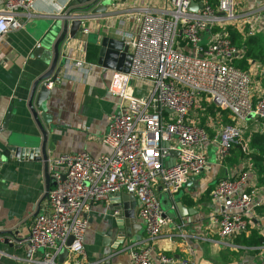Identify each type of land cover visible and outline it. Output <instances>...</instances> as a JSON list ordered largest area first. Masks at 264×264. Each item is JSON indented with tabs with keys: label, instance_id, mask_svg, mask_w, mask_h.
Instances as JSON below:
<instances>
[{
	"label": "built area",
	"instance_id": "built-area-1",
	"mask_svg": "<svg viewBox=\"0 0 264 264\" xmlns=\"http://www.w3.org/2000/svg\"><path fill=\"white\" fill-rule=\"evenodd\" d=\"M36 1L0 0V38L18 29L23 17L34 15ZM192 1L201 7L190 10ZM169 2L172 8L168 6L160 14L142 8L136 34L117 31L132 56L128 71H115L107 89L119 98L101 139L110 151L96 156L78 151L48 159L55 180L47 194L49 212L32 216L26 239L29 255L18 264H58L62 247L68 249L62 264H80L92 204L119 192L135 196L137 217L154 240L170 221L161 208L159 188L172 197L191 176L208 169L207 143L215 144L221 164L236 143L249 153L246 133L264 134V90H253L255 83L264 80V62L248 59L247 69L234 65L242 50L232 43L227 30V26L235 27L244 38L259 33L260 25L264 27V0L246 11L236 0ZM69 11L58 16L82 18L79 12ZM81 22L82 31L88 33L84 20ZM91 65L68 55L66 71L70 66L86 75ZM133 79L147 84L144 95L131 93ZM42 82L47 88L54 85L50 77ZM201 99L227 111L231 122L223 124L220 114L208 115L205 124L214 132L210 135L195 112ZM170 150H177L178 155L167 166ZM2 166L0 156V170ZM250 177L255 175L247 158L241 169L219 178L210 191L216 206V233L223 240L247 232L256 219V227L264 235V213L256 215V208L264 206V192L250 188ZM70 236L72 242L66 246ZM128 252L132 264H153L151 246H129ZM157 259L161 264H194L189 257L175 259L164 253H158ZM238 264L256 263L244 257ZM257 264H264V256Z\"/></svg>",
	"mask_w": 264,
	"mask_h": 264
},
{
	"label": "crops",
	"instance_id": "crops-1",
	"mask_svg": "<svg viewBox=\"0 0 264 264\" xmlns=\"http://www.w3.org/2000/svg\"><path fill=\"white\" fill-rule=\"evenodd\" d=\"M72 1L37 0L34 15L23 17L18 29L10 30L0 38V156L3 160L0 170V264H18L20 258L29 255L26 239L31 218L37 212H49L43 163L31 158L20 159L9 152L5 154V150L9 140L35 139L40 135L27 102L32 84L47 71L48 66L43 57L35 54V49L42 44L40 38L48 23L56 20L63 10L81 6L79 3L71 5ZM108 1L104 3L107 6L105 12L84 20L83 26L88 28V33L80 29L70 43L71 60L91 62L89 71L85 75L83 71L69 66V71L59 78V83L49 88L46 112L50 114L51 120L48 125H44L48 134L46 149L49 159L78 151H87L95 156L109 153V148L101 139L108 130L119 100L107 90L115 70L98 64L97 56L95 61L88 60L86 48L96 45L98 49L103 37L122 40L117 34L118 30L136 34L142 22V8L148 7L160 14L168 7L166 0ZM247 1L257 7L261 0ZM263 29V25H260V33ZM147 88L146 83L135 79L129 85L134 96L144 95ZM253 90L254 93L264 90V83H255ZM250 128L254 129L255 125L251 124ZM205 149L210 158L209 168L194 177V180H188L173 195L179 194L182 204L195 208V211L190 210V214L180 219L169 216L170 221L162 234L151 240L137 217L136 207V222L141 224V230L132 240L112 248L111 245L104 246L102 242L105 232L112 231L109 225L115 218L113 204L109 199L96 202L88 213L80 264H132L129 246H151L153 264H161L157 259L158 253L175 259L189 257L194 264H238L244 257L252 258L257 264L264 256V250L257 255H240L237 258L238 246L232 240L221 239L216 233L215 204L210 198L199 200L209 185L241 169L245 159L237 158L235 161L231 158L220 164L215 144L207 143ZM250 183V188L264 192V186H258L256 178L250 177ZM256 215L259 217L258 212ZM257 225L256 219L251 227ZM5 238L9 239L8 243L4 242ZM109 238L114 239L113 232Z\"/></svg>",
	"mask_w": 264,
	"mask_h": 264
},
{
	"label": "water",
	"instance_id": "water-1",
	"mask_svg": "<svg viewBox=\"0 0 264 264\" xmlns=\"http://www.w3.org/2000/svg\"><path fill=\"white\" fill-rule=\"evenodd\" d=\"M76 3H79L81 6L76 9H71L69 13L73 11L79 12L82 18L71 19L58 17L56 20L51 21L45 26L40 38L42 44L39 43L40 45L35 49V54L43 57L45 65L48 66L47 71L32 84L27 102L29 110L40 130V135L35 139L23 138L9 140L5 150V154L9 152L20 159L31 158L43 163L47 181L45 196L54 188L55 180L48 169L49 158L46 149L48 134L44 126L48 125L51 120L50 114L46 112V100L50 95V89L42 81L50 77L54 81V84L59 83V78L66 72L67 56L71 54L70 43L81 29V19H88L91 15L107 10V6L103 0H73L70 4L75 5ZM197 6L201 7V4L196 5L192 1L190 3V10L196 11ZM261 34L264 38V29L261 31ZM98 45L96 60L98 64L115 71H128L132 55L128 45L123 40L113 37H103ZM166 146H168L167 143ZM169 155L170 157L166 163L167 166L174 163L178 151L170 150ZM188 180H194V177L191 176ZM158 191L159 201L167 202L169 209L172 208V210L176 211L174 213L171 209L169 210L170 213L165 211V216L180 219L190 214V210L195 211V208L185 207L182 204L179 194L171 197L167 192L162 191L161 188ZM109 200L113 204V210L115 211L114 222L109 225L114 239L109 238L110 231L105 232L106 236L103 238L102 244L117 248L124 241L132 240L136 233L141 230V224L136 222L135 216L138 201L134 195L125 192L115 193L109 197ZM72 239L71 236L68 237L66 246H69ZM8 240V238H5L4 242L8 243ZM111 240H113L112 243H110ZM67 255V247H62L57 255V263L62 264L67 258Z\"/></svg>",
	"mask_w": 264,
	"mask_h": 264
},
{
	"label": "trees",
	"instance_id": "trees-1",
	"mask_svg": "<svg viewBox=\"0 0 264 264\" xmlns=\"http://www.w3.org/2000/svg\"><path fill=\"white\" fill-rule=\"evenodd\" d=\"M227 30L232 43L242 50L241 58L234 59V65L242 69H247L248 59L264 62V38L260 32L253 36L244 38L235 27L227 26ZM97 51L98 49L96 45L87 46V59L95 61ZM262 82H264V80H262ZM195 112L200 120V125L205 127L210 135L214 132L212 128H208L205 124L208 115L216 116L217 114H220L223 124L231 122L230 119L227 118V111L216 107L214 104H207L204 99L199 101V106L195 109ZM248 137L249 153L246 154L243 152L241 143H236L233 145L229 156L226 159L234 158L236 161L237 158L240 160L249 158L257 185L264 186V134L252 131L244 135V138ZM212 187L213 184L209 185L201 194L199 200L210 198V191ZM256 211L259 215L263 214L264 206H258ZM232 241L238 246L237 258H240V255H257L262 251V246L264 245V235L260 233L257 227H249L247 232L238 234L232 239Z\"/></svg>",
	"mask_w": 264,
	"mask_h": 264
},
{
	"label": "rangeland",
	"instance_id": "rangeland-1",
	"mask_svg": "<svg viewBox=\"0 0 264 264\" xmlns=\"http://www.w3.org/2000/svg\"><path fill=\"white\" fill-rule=\"evenodd\" d=\"M104 2H106V3H109L110 1H108V0H103ZM165 1V0H164ZM236 1H238V5L243 9V11H246V10H248V9H251V8H253V7H255V6H253L254 4L253 3H248V1L247 0H236ZM168 6H169V9H171L172 8V6H171V4H170V2H169V0H168ZM248 6V7H247ZM255 83V82H254ZM264 82H262V84H263ZM208 128H210V127H208ZM209 131L211 132V130L209 129ZM211 149V148H210ZM209 159V161H210V158H208ZM211 159H212V157H211ZM213 160H211V162H212ZM160 205H161V208L164 210V211H168L169 213H170V209H169V205L167 204V202H160Z\"/></svg>",
	"mask_w": 264,
	"mask_h": 264
}]
</instances>
